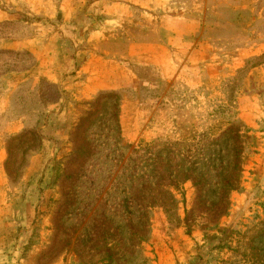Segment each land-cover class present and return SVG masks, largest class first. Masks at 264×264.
<instances>
[{"label": "rangeland", "instance_id": "1", "mask_svg": "<svg viewBox=\"0 0 264 264\" xmlns=\"http://www.w3.org/2000/svg\"><path fill=\"white\" fill-rule=\"evenodd\" d=\"M0 264H264V0H0Z\"/></svg>", "mask_w": 264, "mask_h": 264}, {"label": "crops", "instance_id": "2", "mask_svg": "<svg viewBox=\"0 0 264 264\" xmlns=\"http://www.w3.org/2000/svg\"><path fill=\"white\" fill-rule=\"evenodd\" d=\"M117 5H120V3H117ZM224 22H225V21H224ZM178 37H179V36H178ZM178 37H177V38H178ZM95 43H96V47L93 46V48L96 49V50H98V47L103 46V44L106 43V42H105V41H103V42H98V41H96ZM121 46H123V45H121ZM124 46H125V48H127V47L129 48V54H130V44L127 43V44H125ZM126 46H127V47H126ZM102 52H103V51H102Z\"/></svg>", "mask_w": 264, "mask_h": 264}]
</instances>
